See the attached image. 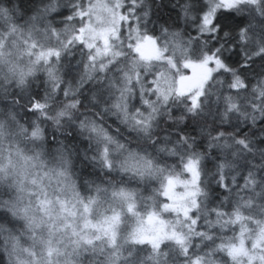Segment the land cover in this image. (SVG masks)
Masks as SVG:
<instances>
[{
    "label": "snow or ice",
    "instance_id": "1",
    "mask_svg": "<svg viewBox=\"0 0 264 264\" xmlns=\"http://www.w3.org/2000/svg\"><path fill=\"white\" fill-rule=\"evenodd\" d=\"M0 65V264H264V0H0Z\"/></svg>",
    "mask_w": 264,
    "mask_h": 264
},
{
    "label": "clouds",
    "instance_id": "2",
    "mask_svg": "<svg viewBox=\"0 0 264 264\" xmlns=\"http://www.w3.org/2000/svg\"><path fill=\"white\" fill-rule=\"evenodd\" d=\"M13 4L19 3V0H12ZM7 67L5 65H0V78H3L5 74L7 73ZM15 87V84L12 85Z\"/></svg>",
    "mask_w": 264,
    "mask_h": 264
}]
</instances>
